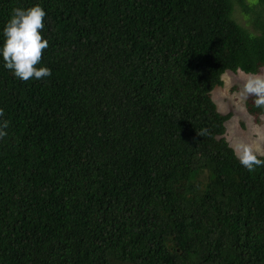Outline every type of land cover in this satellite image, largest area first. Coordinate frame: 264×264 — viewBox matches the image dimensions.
<instances>
[{
	"label": "trees",
	"instance_id": "1",
	"mask_svg": "<svg viewBox=\"0 0 264 264\" xmlns=\"http://www.w3.org/2000/svg\"><path fill=\"white\" fill-rule=\"evenodd\" d=\"M37 3L51 74L0 59V264H264V166L211 97L264 67V0H0V29Z\"/></svg>",
	"mask_w": 264,
	"mask_h": 264
},
{
	"label": "clouds",
	"instance_id": "2",
	"mask_svg": "<svg viewBox=\"0 0 264 264\" xmlns=\"http://www.w3.org/2000/svg\"><path fill=\"white\" fill-rule=\"evenodd\" d=\"M44 16L45 11L39 3L27 8L16 7L0 29V59L3 67L11 70L16 78L40 79L51 74L47 66L36 67L42 49L48 46L47 39L42 38L40 31L44 27ZM239 95L244 99L251 97L252 103L264 110V72L245 73ZM7 126L8 121L3 119V109L0 108V137L6 135ZM232 148L239 163L249 171L264 166V159L260 158L264 152L251 144L239 141Z\"/></svg>",
	"mask_w": 264,
	"mask_h": 264
},
{
	"label": "rangeland",
	"instance_id": "3",
	"mask_svg": "<svg viewBox=\"0 0 264 264\" xmlns=\"http://www.w3.org/2000/svg\"><path fill=\"white\" fill-rule=\"evenodd\" d=\"M235 18L245 29L251 28L238 10ZM259 72H264V67ZM244 74L241 71L225 72L221 77L222 85L212 90L211 97L221 114L230 115L224 124V137L229 146L232 148L243 141L264 152V115L258 111L251 113L248 106L252 103L251 97L244 99L239 95Z\"/></svg>",
	"mask_w": 264,
	"mask_h": 264
}]
</instances>
